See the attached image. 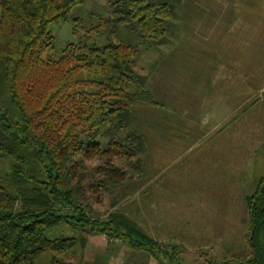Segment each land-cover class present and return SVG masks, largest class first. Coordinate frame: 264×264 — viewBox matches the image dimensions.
<instances>
[{
  "label": "rangeland",
  "instance_id": "rangeland-1",
  "mask_svg": "<svg viewBox=\"0 0 264 264\" xmlns=\"http://www.w3.org/2000/svg\"><path fill=\"white\" fill-rule=\"evenodd\" d=\"M251 13L264 16V0H180L163 39L154 40L115 25L109 1L81 0L65 19L48 24L52 41L43 58L56 59L68 43L133 46V68L146 77L155 101L131 107L145 150L129 160L111 158L126 170L124 181L93 190L88 184L102 178L95 168L103 159H83V201L94 216L117 209L168 251L176 246L169 259L123 240L87 235L85 246L77 242L63 255L66 260L207 264L246 252L245 199L264 174V30L245 34V49L240 45L241 17L258 20ZM5 106L18 118L7 101ZM9 170V157H0V183H7ZM75 223L50 228L46 236L84 235L79 220ZM49 258L42 255L33 264H47Z\"/></svg>",
  "mask_w": 264,
  "mask_h": 264
},
{
  "label": "trees",
  "instance_id": "trees-1",
  "mask_svg": "<svg viewBox=\"0 0 264 264\" xmlns=\"http://www.w3.org/2000/svg\"><path fill=\"white\" fill-rule=\"evenodd\" d=\"M107 1L115 25L154 40L163 39L180 2ZM80 2L0 0V157L10 159L7 183H0V264H33L45 254L47 264H74L63 255L97 234L174 258L176 246L168 251L124 212L94 216L83 201V159H103L95 168L102 178L88 184L91 190L122 183L126 170L111 158L129 160L145 150L131 107L155 101L146 77L133 68L129 44L68 43L56 59L42 57L52 41L48 24L65 19ZM260 96L264 102V89ZM245 200L246 252L207 264H264V174ZM78 220L84 235L46 236L48 229Z\"/></svg>",
  "mask_w": 264,
  "mask_h": 264
},
{
  "label": "crops",
  "instance_id": "crops-1",
  "mask_svg": "<svg viewBox=\"0 0 264 264\" xmlns=\"http://www.w3.org/2000/svg\"><path fill=\"white\" fill-rule=\"evenodd\" d=\"M255 15H258V14H253L251 13V18H253L254 20L255 19H258V20H255L253 22H245L244 21V18H245V15H243L241 17V23L240 24V27H239V32L242 36V39L240 41V45L242 47V49L244 50L245 47H246V43H245V34H252V35H255V36H258L261 34V31L264 30V21H261L262 18H264V16L262 15H258V16H255ZM255 16V17H254ZM243 18V19H242ZM246 19V18H245ZM246 26V27H245ZM253 42H256V38H252L251 39ZM246 42H248V39L246 40ZM258 48H260V46H257ZM263 88V87H261ZM225 105V104H224ZM228 107L225 105V109L227 111L226 114H228ZM235 110V109H233ZM192 145H188V148L187 149H190Z\"/></svg>",
  "mask_w": 264,
  "mask_h": 264
}]
</instances>
